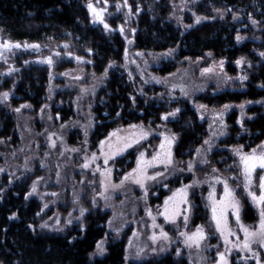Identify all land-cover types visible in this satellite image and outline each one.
I'll list each match as a JSON object with an SVG mask.
<instances>
[{
  "label": "rangeland",
  "instance_id": "obj_1",
  "mask_svg": "<svg viewBox=\"0 0 264 264\" xmlns=\"http://www.w3.org/2000/svg\"><path fill=\"white\" fill-rule=\"evenodd\" d=\"M81 1L85 6L95 4V0ZM98 1L100 3L95 4L97 12L104 10L103 2L108 5L102 15L109 27L106 29L94 14L90 17L92 24L112 32L119 31L128 45L137 26L135 6L139 1ZM144 3L142 7L152 12L156 23L160 19L165 27L176 29L182 34L203 22H214L219 18L224 20L229 15L234 18V22L246 21L247 26L253 23L249 13H244L245 8H242V14H237L232 6H223L220 16L209 17L197 13L199 0H146ZM82 4L79 2V5ZM138 10L142 9L138 7ZM197 17L200 18L199 23L196 22ZM99 31L100 29L97 33L100 34ZM73 33L74 31L68 32L37 43L39 48L47 49L40 54L16 50L9 55L0 51L2 89L6 84L15 83L16 72L19 73V80L23 81L20 63L57 52L68 55L72 66L58 71L57 60L52 67L55 80L62 73L82 80L88 77V81L81 80L71 89L70 92L76 97L71 99L63 96L60 99V107L64 110L71 108L72 115L68 116L55 114L50 107L54 104L53 98L57 92L54 86L51 88V95H47L49 101L38 109L29 104L12 105L10 101L14 99V95L6 89L0 91L2 94L8 93L2 106L14 118L18 137L15 144L0 142V185L5 188L23 185L27 188V199L36 201L39 207L36 215L37 232L44 236H64L71 231L83 232L87 217L99 214L106 215L104 235L90 254L91 261L105 257L110 245L122 242L125 264L155 263L168 255L177 263L186 261L188 264H220V257L224 255L228 264H257V258L260 264H264V247L259 243L251 245L252 251L257 254L255 257L251 252L234 247L244 241V232L237 223L235 211L227 208L224 212L227 230L233 233L230 236L227 230L221 235L212 211L215 201L219 214L220 202L225 199L223 182L226 181L239 202L240 224L250 230L259 229V207L248 196V191L260 195V177L264 176V170L256 169L252 185L250 189H246L243 166L236 150L251 153L253 149H257L259 152V146L264 145V141L249 150H245L243 146H222L220 141L228 131L226 108L200 107L201 104L195 102L200 94L208 96L244 88L251 75L252 63L244 61L235 75L228 76L224 70L218 69L219 62L212 61V58L208 63L202 60H177V48L162 52H136L127 49L120 74L123 75V85L128 88V97L135 101L134 108H130L131 112L137 111V102L141 100L156 106L161 104L167 109L166 115L162 117L159 126L151 125L150 121L127 125L118 123L104 138L96 139L94 133L98 126L112 121H105L104 118L110 112L106 105L111 91L107 89L100 93L92 88L96 86L95 80L103 74L95 73L92 68L83 65L86 60L79 54L81 47L72 42ZM247 35L241 34L244 37ZM7 39L0 32V43ZM29 49L36 51L32 47ZM169 63L176 65L173 73L160 75L156 72L157 68ZM205 69L210 71L206 72ZM244 77L246 79H242ZM53 83L56 84L54 80ZM88 86L92 89L90 99L89 95L84 99L79 98L75 93L76 89H88ZM56 88L61 89V86ZM183 103L194 104L200 110L199 113L207 123V136L189 158L176 159L174 147L177 138L167 122L178 113L177 109H183ZM165 116L167 119H164ZM248 118L244 116L242 120ZM133 125L136 127L133 128ZM141 131L146 134L144 138L139 139L138 143L133 142L124 151L117 152V149L123 148L125 139L133 141ZM113 133L117 135L113 136ZM165 137L175 138L170 148V164L161 162L164 160L163 152L168 151ZM102 141L105 142L103 149ZM162 143L165 144L163 150L160 147ZM109 144L112 145L111 149ZM215 151L227 152L230 160L223 164H220L223 162L222 158L213 161L211 155ZM142 154L144 161H152L154 156H160L159 161H153L152 166L146 169V175L155 179H144L142 183L134 182L132 177L125 180L126 176L133 174L138 168ZM86 164L87 167L84 166ZM180 189L186 192V202L179 204L177 212L179 197L175 201H169L168 215L174 216V221L166 220L165 201ZM245 204L253 211L255 220L252 222L244 219ZM198 228H203L205 239L197 246L189 242L187 237ZM161 230L167 234L166 238L161 235ZM225 236L230 243H225Z\"/></svg>",
  "mask_w": 264,
  "mask_h": 264
},
{
  "label": "trees",
  "instance_id": "obj_2",
  "mask_svg": "<svg viewBox=\"0 0 264 264\" xmlns=\"http://www.w3.org/2000/svg\"><path fill=\"white\" fill-rule=\"evenodd\" d=\"M138 1L135 6L137 26L128 45L119 31L112 32L99 25H93L88 6L83 5L81 0H0V32L8 38L5 41L40 44L48 38L74 31L72 42L81 47L79 54L86 60L83 65L92 68L95 73L103 74L95 80L96 86L92 88L100 93L107 89L111 91L106 105L110 112L104 118L105 121H112L98 126L94 133L96 139L104 138L118 123L127 125L150 121L151 125L159 126L162 117L166 115L167 109L161 104L156 106L141 100L137 102V111L131 112L130 108H134L135 101L128 97V88L123 85V75L120 74L127 49L136 52H162L177 48V60H202L208 63L212 58V61L219 62L218 69L224 70L228 76L235 75L244 61L251 62V75L244 88L208 96L200 94L195 102L211 109L226 108L225 121L228 131L220 141L222 146H243L245 150H249L262 143L264 0H199L196 11L200 15L217 17L221 15L223 6H232L237 14H242V8H245L244 13H249L253 23L247 26L246 21L234 22V18L229 15L224 20L218 17L217 21L203 22L183 34L176 29L165 27L160 19H157L156 23L152 12L142 7L146 0ZM79 2L82 5H79ZM138 7L142 10H138ZM98 29L100 34L97 33ZM241 34H248L250 38ZM58 60V71L72 66V61H69L66 55L62 54ZM19 68L23 69V81L19 80V73L16 72L15 83L6 84L4 87L8 93L14 95V99L10 101L12 105L29 104L38 109L49 101L47 95H51V88L54 86L57 92L53 98L54 104L50 106L52 111L65 116L72 115L70 107L64 110L58 104L63 96H69L71 99L76 97L70 91L82 79L62 73L55 80L50 67L38 65L33 59L20 63ZM175 70L176 65L169 63L157 68L156 72L166 75ZM86 72H89L88 69ZM53 80L56 84H52ZM82 81H88V77ZM59 85L61 89L56 88ZM2 88L3 85L0 84V91L4 90ZM75 93L83 99L89 95L90 99L92 89L89 86L88 89L78 88ZM3 104L4 96L0 92V142L15 144L18 137L14 118L3 108ZM183 105V109L167 122L177 138L174 147L176 159L189 158L207 136V123L199 113L200 110L191 103ZM241 105L244 107L241 108ZM97 113L101 115L100 111ZM244 116L249 118L243 121ZM211 158L213 161L222 158L223 162L220 164L230 160L225 151H215ZM244 208L245 221H254L252 209L247 204ZM38 210L37 202L27 199L25 186L14 185L5 188L0 185V264H125L122 242L110 245L105 257L90 260V254L104 235L106 215H89L83 232L71 231L64 236H44L36 230ZM132 264L188 263H177L168 255L155 263Z\"/></svg>",
  "mask_w": 264,
  "mask_h": 264
},
{
  "label": "snow or ice",
  "instance_id": "obj_3",
  "mask_svg": "<svg viewBox=\"0 0 264 264\" xmlns=\"http://www.w3.org/2000/svg\"><path fill=\"white\" fill-rule=\"evenodd\" d=\"M125 2H126V0H125ZM88 7H89V9L93 10V13H94L96 19L100 23L104 24V27L107 29L109 26L107 23L104 22L102 12H97L95 9H93V6L91 4H89ZM196 22L197 23L200 22L199 17H197ZM237 39L239 40L240 37H237ZM0 47L8 48L9 45H7V44L0 45ZM15 47L18 48V47H20V45L17 44V45H15ZM32 47L38 48L39 45H32ZM65 47H67V46H65ZM42 62L52 64V59H51V57H49L46 61H42ZM238 63H241V61H238ZM205 71L206 72L210 71V69H205ZM242 79H246V77H244ZM3 96L5 99H7L8 93H4ZM200 107H204V106L201 105ZM225 107H227V106H225ZM240 107L243 108L244 106L241 105ZM16 111H19V109H16ZM177 111H179V109H177ZM172 115H175V113H172ZM164 119H167V116H165ZM132 127L135 128L136 125H133ZM112 135L116 136L117 134L113 133ZM145 135L146 134L143 133V131H141L138 134V138L134 139L133 141H129V140L125 139L123 148L117 149V152H122L126 148L131 147L133 142L138 143L139 139L144 138ZM118 139H119V137H118ZM174 139L175 138L169 139L168 137H165V141L168 145V151L163 152L164 160L161 162H165V163H169V164L171 163L170 148H171V144L174 142ZM205 143H207V141ZM104 144H105V142L102 141L101 142V148L102 149L104 147ZM108 147H109V149H111L112 145L109 144ZM160 147L163 150L165 148V144L162 143ZM259 147L261 149L259 152L257 151V149H253L251 153H243L242 150H239V149L236 150V154L239 156L240 163L243 166V175H244L245 181H246V183H245L246 189H250V187L252 185V177H253V174L256 172V169L259 168L261 170H264V145H261ZM113 154H116V153H113ZM93 159H95V157H93ZM159 160H160V156L157 155V156H154L152 158V161H144L143 160V154H142L141 160L138 161V168L136 170H134L133 174H129V176H126L125 180L132 177L134 179V182L142 183V181L144 179H155V177H149L146 175V169H147V167L152 166L153 161H159ZM105 163H107V159L105 160ZM84 166L87 167L88 165L86 164ZM190 167H191V165H190ZM223 183H224V189H225V199H224V201L220 202L221 207L219 209V214H218V208L216 207V202L213 201V209H212L213 219L216 221L217 229L220 230L221 235H224L225 231L227 230L226 220H224V212L227 208H232L235 211L237 223L240 225L241 230L244 232L243 243L234 245V247H237L240 250H245V251L251 252L252 256L255 257L257 254L252 251L251 245L253 243H259L261 247H264V176L260 177V185H259L260 195L259 196H257L255 192L248 191V196L251 198L253 203L259 207L260 222H259V229L258 230H250L249 228L244 227L243 224H240L239 202L236 200L234 193L229 189L227 182L224 181ZM35 191H36L35 186H33V192H35ZM177 197H179V201L176 205V211L178 212L179 211V204L186 202L185 190L184 189L178 190L177 193H174L173 196L169 198V200L165 201L164 215H165L166 220H173L174 221V216L168 215V211H169L168 204H169V201H175ZM185 221H187V217H185ZM222 221H223V224H222ZM227 232H228V236L233 235V233L230 230H227ZM161 235L165 238L167 237V234L164 233L163 230H161ZM153 239L155 240L156 237L154 236ZM203 239H205L203 228H198L195 233H193L191 236L187 237V240L189 242L196 244L197 246L199 245L200 241ZM225 243L226 244L230 243L227 236H225ZM101 252H102V250H101ZM220 264H228L224 255H221V257H220ZM257 264H260V261L258 258H257Z\"/></svg>",
  "mask_w": 264,
  "mask_h": 264
},
{
  "label": "flooded vegetation",
  "instance_id": "obj_4",
  "mask_svg": "<svg viewBox=\"0 0 264 264\" xmlns=\"http://www.w3.org/2000/svg\"><path fill=\"white\" fill-rule=\"evenodd\" d=\"M98 3H100L98 0H95V4H98ZM89 4H91L92 6H93V9H96V6H95V4L94 3H89ZM88 4V5H89ZM87 5V6H88ZM103 6H104V10H101V12H106L105 11V9L107 8V3L106 2H103ZM115 8V7H114ZM100 10V9H99ZM88 11H89V15H90V17H93V15L92 14H94L93 13V10L92 9H89V7H88ZM5 44H7V45H9V47L8 48H4V47H0V51H2V52H4V53H7V54H11L12 52H15L16 50H22V52H29V53H37V54H40V53H42V52H46L47 51V49H43V48H34V47H32V48H34V49H36V51H33L32 49H29V48H31V47H28V48H26V47H24L23 49H16V48H14L13 46H12V44L11 43H8L7 41H3L2 43H0V45H5ZM24 44H26V42L25 43H22V45H24ZM13 54V53H12ZM13 56H17V55H13ZM49 57H51V59H52V64H48V63H46V62H42V61H46ZM62 57V54L60 53V52H57V53H50V55L49 56H45V57H41V58H39V59H37V58H34L33 59V61L36 63V64H38V65H41V66H48V67H50V69L52 70V67L54 66V64H55V62H57V60L58 59H60ZM67 58H69V56L67 55L66 56Z\"/></svg>",
  "mask_w": 264,
  "mask_h": 264
},
{
  "label": "water",
  "instance_id": "obj_5",
  "mask_svg": "<svg viewBox=\"0 0 264 264\" xmlns=\"http://www.w3.org/2000/svg\"><path fill=\"white\" fill-rule=\"evenodd\" d=\"M12 44V46L14 47V48H17V47H15V45H17V44H19V43H11ZM20 45V47H18L17 49H22L23 48V45H21V44H19ZM35 45V44H34ZM24 47H26V48H28V47H32V45H26V44H24Z\"/></svg>",
  "mask_w": 264,
  "mask_h": 264
}]
</instances>
